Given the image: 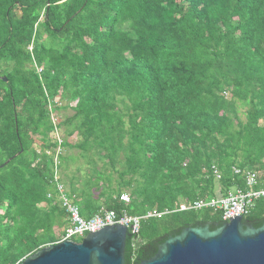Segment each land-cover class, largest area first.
<instances>
[{"label": "trees", "instance_id": "1", "mask_svg": "<svg viewBox=\"0 0 264 264\" xmlns=\"http://www.w3.org/2000/svg\"><path fill=\"white\" fill-rule=\"evenodd\" d=\"M65 150L85 165L67 191L84 219L172 212L128 232L126 264L223 225L221 211L175 210L246 189L234 169L264 172V0H0V166L18 155L0 168V264L62 241ZM243 220L264 225V198Z\"/></svg>", "mask_w": 264, "mask_h": 264}, {"label": "water", "instance_id": "2", "mask_svg": "<svg viewBox=\"0 0 264 264\" xmlns=\"http://www.w3.org/2000/svg\"><path fill=\"white\" fill-rule=\"evenodd\" d=\"M127 237L125 226L106 227L89 233L80 243L48 246L21 264H126ZM139 264H264V225L254 228L243 217H232L215 230L210 225L186 228L162 244L153 258Z\"/></svg>", "mask_w": 264, "mask_h": 264}, {"label": "built area", "instance_id": "3", "mask_svg": "<svg viewBox=\"0 0 264 264\" xmlns=\"http://www.w3.org/2000/svg\"><path fill=\"white\" fill-rule=\"evenodd\" d=\"M61 153V149L58 150V156ZM58 156L55 159V165H58ZM59 168L56 167L55 173V185L57 190V199L60 202L62 208L68 219V227L65 230V234L61 242L74 241V239H82L89 233L98 232L103 228L110 226H125L132 235H138L141 227V222L148 218H162L172 212L153 210L144 217H132L126 213L118 215L113 211H103L86 220L82 217L79 207L73 203L68 197L67 190L57 173ZM236 175H244L246 178V189H235L230 191L226 196L217 199H200L194 203L182 202L175 212H189V211H201L205 209H212L214 211H221L223 213L222 221L224 223L229 221L232 217H245L254 208L255 203L264 198V188H259L260 183L264 181V172L259 171H246L242 172L239 169H234ZM213 174L219 181L222 178L220 171L214 167ZM52 197V194L48 196ZM121 200L128 204L130 197L126 194L121 196Z\"/></svg>", "mask_w": 264, "mask_h": 264}, {"label": "rangeland", "instance_id": "4", "mask_svg": "<svg viewBox=\"0 0 264 264\" xmlns=\"http://www.w3.org/2000/svg\"><path fill=\"white\" fill-rule=\"evenodd\" d=\"M61 100L62 99L59 98V97L56 99V101L57 102H61V104H64V105L68 104L67 100L66 101H64V100L61 101ZM75 104L76 103H73L72 105H75ZM238 108H239V113H240V119L243 121V120H245V112L247 110V107L239 103L238 104ZM73 114H74V111L71 110L70 108H67V110H61L59 112H54L53 111V112H51V119L55 122L56 125H58L61 121L65 120L68 117L73 116ZM62 132H63V129L58 130L57 133H56V137L59 140H62L63 137H64ZM76 141H77V135H74L71 138H69V142L70 143H75ZM63 152H65L64 154H66L67 156H72L75 159V162L73 164L69 165V169L68 170L65 171V170L59 169L58 173H57L59 179L60 180L62 179L66 190L70 193V187H71V183H72L71 176H73V174L76 172V169L79 166L82 167V172H83V169H85V165H84L83 160L79 157V152H80L79 150H65ZM76 175H78V177H79V174H76ZM74 184L78 185L77 182H75ZM98 195H99V192H95V196H98ZM127 195H129V194H127ZM55 234L57 235V237L59 239H61V237L63 235V232H62L61 229H56L55 230ZM82 239H80V238L77 239L76 238V239H74V241L80 243L82 241Z\"/></svg>", "mask_w": 264, "mask_h": 264}]
</instances>
